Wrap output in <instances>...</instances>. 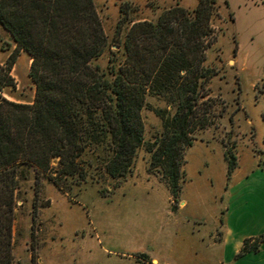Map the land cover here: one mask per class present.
Wrapping results in <instances>:
<instances>
[{
	"label": "trees",
	"instance_id": "1",
	"mask_svg": "<svg viewBox=\"0 0 264 264\" xmlns=\"http://www.w3.org/2000/svg\"><path fill=\"white\" fill-rule=\"evenodd\" d=\"M217 7L216 0H197L193 8L170 6L154 20L117 24L116 33L123 32L112 42L121 49L118 59L93 0H0V23L15 50L30 55L35 84L31 102L7 99L1 91L15 80L11 66H0V264H14L15 190L31 171L35 177L50 171L52 158L61 175L83 178L81 160L98 151L106 172L118 177L145 144L150 166L176 195L193 131L210 123L201 98L211 75L205 53L216 37ZM105 51L110 55L102 66L96 61ZM146 107L161 125L152 142L144 139ZM225 158L229 175L235 156ZM263 240L245 239L240 253Z\"/></svg>",
	"mask_w": 264,
	"mask_h": 264
},
{
	"label": "rangeland",
	"instance_id": "2",
	"mask_svg": "<svg viewBox=\"0 0 264 264\" xmlns=\"http://www.w3.org/2000/svg\"><path fill=\"white\" fill-rule=\"evenodd\" d=\"M93 1L118 59L121 49L112 42L121 41L123 32L116 33L117 24L125 28L130 19L154 20L170 6L193 8L197 4V0ZM216 1L218 12L212 20L216 37L205 53L211 75L201 98L210 123L193 131L195 139L184 152L176 195L161 170L150 166L145 144L138 148L130 170L118 177L106 172L105 155L98 151L81 160L83 178L61 175L58 158H52L50 171L37 177L31 171L15 190L14 264H147L140 252L160 255L170 249L179 260L191 264L201 259L205 242L198 234L204 226L191 231L194 223L187 217L204 214L205 209L208 213L219 202L215 196L224 183L225 154L235 156L234 168L226 173L229 179L237 161L244 169L251 162L249 151H260L264 126V0ZM108 55L105 51L96 62L104 66ZM29 65L30 55L15 50L11 34L0 23V66H11L15 80L13 87L2 89L4 97L18 102L33 100L35 84ZM141 115L144 139L152 142L159 135L160 120L149 107L143 108ZM148 184L166 187L173 202L182 195L187 206L170 218L161 209L163 187L149 192L140 187ZM174 217L178 228L173 226ZM216 252L213 250L214 263Z\"/></svg>",
	"mask_w": 264,
	"mask_h": 264
},
{
	"label": "crops",
	"instance_id": "3",
	"mask_svg": "<svg viewBox=\"0 0 264 264\" xmlns=\"http://www.w3.org/2000/svg\"><path fill=\"white\" fill-rule=\"evenodd\" d=\"M260 146L258 153L249 151L251 162L246 168L240 169L237 161L229 179L226 177V167L222 191L215 196V199L219 198V202H215V206L212 209L210 207L208 213L205 209L204 214L192 213L187 217V220L191 219L194 223L190 225L191 231L204 226L198 238L205 243L199 254L201 259L196 264H264V240L258 243L257 249L240 253L245 239L253 240L264 235V126L261 129ZM140 187L149 192L163 186L148 184ZM162 189L161 209L165 215L175 216L187 206L188 202L182 195L173 202L168 189ZM172 221L173 226L178 228L180 224L176 217ZM164 225L165 221L159 223L160 228ZM157 237L161 240L159 234ZM159 242L166 245L164 241ZM213 250L217 251L215 263ZM140 253L145 255L147 264H176L178 259L171 249L160 255L146 250ZM184 260L178 259L177 264H191Z\"/></svg>",
	"mask_w": 264,
	"mask_h": 264
}]
</instances>
